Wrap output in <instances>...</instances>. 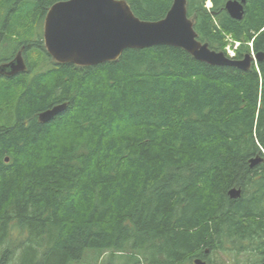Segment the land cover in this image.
Returning a JSON list of instances; mask_svg holds the SVG:
<instances>
[{
  "label": "trees",
  "instance_id": "trees-1",
  "mask_svg": "<svg viewBox=\"0 0 264 264\" xmlns=\"http://www.w3.org/2000/svg\"><path fill=\"white\" fill-rule=\"evenodd\" d=\"M56 1L0 0V63L20 51L26 64L0 76V264H73L87 249L131 252L120 264H211L206 251L263 260L264 59L216 66L156 45L59 63L42 40ZM126 2L157 20L173 0ZM204 2L186 0L187 16L222 51ZM255 15L264 19V0ZM229 22L225 32L248 37ZM247 53L241 45L236 59Z\"/></svg>",
  "mask_w": 264,
  "mask_h": 264
},
{
  "label": "water",
  "instance_id": "water-1",
  "mask_svg": "<svg viewBox=\"0 0 264 264\" xmlns=\"http://www.w3.org/2000/svg\"><path fill=\"white\" fill-rule=\"evenodd\" d=\"M233 8V5L227 4L230 12ZM42 40L54 61L79 66L114 61L125 49L156 45L180 47L195 59L210 65L248 69L252 62L249 54L235 60L226 57L222 51L210 49L207 43L200 42L193 22L187 16L186 0H173L166 14L157 20L138 18L126 0H58L45 13ZM263 55L264 52L256 53V60L260 61ZM25 69L26 64L20 51L8 62L0 64V73L5 75H14ZM65 106L62 103L39 112V121H49ZM260 160L254 158L250 165ZM5 161H8L7 157ZM240 193L239 188L228 190L230 198H237ZM193 264L208 263L196 258ZM256 264H264V260Z\"/></svg>",
  "mask_w": 264,
  "mask_h": 264
},
{
  "label": "flooded vegetation",
  "instance_id": "flooded-vegetation-1",
  "mask_svg": "<svg viewBox=\"0 0 264 264\" xmlns=\"http://www.w3.org/2000/svg\"><path fill=\"white\" fill-rule=\"evenodd\" d=\"M261 1L262 0H258V2L256 3V0H205L204 7L210 12L212 24L214 25L215 30L220 31L223 34V49L227 45L236 46L235 55L231 59L240 60L238 58L236 59L237 56L236 54L238 48H240L241 45L247 46L249 50L251 48L254 50V45L255 43H257V45L260 47V50L257 53L264 52V19L263 18L259 19V17L255 15L256 6L258 3H261ZM228 3H230L234 7L232 11L233 13L227 9ZM234 14L236 16H234ZM229 21L237 22L236 24L238 26V29L236 31L239 32L242 31L240 35L241 36L248 35V37H246V39H239L234 37L231 33L225 32L227 30H225L224 27L222 26L224 24H228L229 25L228 27H231V23ZM197 39H198V35H197ZM254 54H256L255 51ZM263 59H264V55L260 61H262ZM260 61H257L255 58V62L257 64ZM0 76H12V75H5L0 73ZM206 252L208 253V251Z\"/></svg>",
  "mask_w": 264,
  "mask_h": 264
},
{
  "label": "rangeland",
  "instance_id": "rangeland-1",
  "mask_svg": "<svg viewBox=\"0 0 264 264\" xmlns=\"http://www.w3.org/2000/svg\"><path fill=\"white\" fill-rule=\"evenodd\" d=\"M29 2L30 1H27L24 4L29 5ZM14 37L16 38L18 37V35H15ZM4 51L5 49H3V52ZM9 51L4 52L3 54L8 53ZM131 258V252L119 253L112 251H103L97 253L96 250L87 249L84 251L82 258L79 261L77 260L73 264H120V261L127 262ZM207 258L208 261L210 260L211 264H255L258 261L256 256L250 253L244 252L234 254L230 251H211L207 253Z\"/></svg>",
  "mask_w": 264,
  "mask_h": 264
},
{
  "label": "built area",
  "instance_id": "built-area-1",
  "mask_svg": "<svg viewBox=\"0 0 264 264\" xmlns=\"http://www.w3.org/2000/svg\"><path fill=\"white\" fill-rule=\"evenodd\" d=\"M235 50H236V46L235 45H227L225 47V51L227 53V55L233 57L235 55ZM251 53L253 54V52L251 51Z\"/></svg>",
  "mask_w": 264,
  "mask_h": 264
},
{
  "label": "bare ground",
  "instance_id": "bare-ground-1",
  "mask_svg": "<svg viewBox=\"0 0 264 264\" xmlns=\"http://www.w3.org/2000/svg\"><path fill=\"white\" fill-rule=\"evenodd\" d=\"M6 49V48H5ZM37 56V55H36ZM252 172V171H251ZM32 214V213H31ZM58 244V243H57ZM30 246V245H29ZM32 246V245H31ZM26 251V250H25ZM48 251V250H47ZM65 251V250H64ZM53 252V251H52ZM27 256V255H26ZM47 260V259H46ZM11 262V261H10Z\"/></svg>",
  "mask_w": 264,
  "mask_h": 264
}]
</instances>
